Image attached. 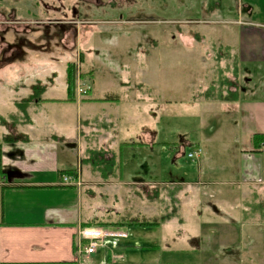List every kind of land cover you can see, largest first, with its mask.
Instances as JSON below:
<instances>
[{
    "label": "rangeland",
    "instance_id": "1",
    "mask_svg": "<svg viewBox=\"0 0 264 264\" xmlns=\"http://www.w3.org/2000/svg\"><path fill=\"white\" fill-rule=\"evenodd\" d=\"M245 4L259 10L253 20L264 25V0H0V64H6L1 69L6 79L4 87H9L8 111L26 114L13 103L29 93L26 81L14 90L15 84L10 82L13 75L23 71L49 77L43 95L61 96L65 93L66 64L73 61L81 87L90 84L86 70L91 69L95 80L92 92L110 85L123 100L119 104L122 117L126 106L135 102L127 109L135 110L140 105V112L145 109V114L134 123L144 120L157 129L151 149H122L124 167L128 165L129 172H122L121 179L116 172L119 182L148 183L85 188L83 205L88 211L90 207L94 210L88 218L94 223L135 217L156 219L159 225H120L118 229L126 239L106 240L105 248L83 255L80 264H108L106 252L111 245L117 246L113 250L116 255H123L118 261L126 263L138 259L156 264H223L228 257L226 264H264V200L244 211L242 217L246 219L241 225L203 226L199 231L198 220L221 219V198L215 189H192L186 183L197 180L193 175L201 160L206 167L207 161L216 157V169H220L227 157L226 117L219 106L233 100L224 90L232 92L236 88L237 97L264 99L258 95L264 93L258 90L253 94L255 88L264 87V65L250 74V68L239 66L237 61V33L246 20L247 14L241 10ZM246 77H252L255 84L247 82ZM39 91L38 86L31 94L37 97ZM138 93L145 99L137 101ZM221 95L229 100H222ZM206 99L212 100L220 112H206L203 117L201 101ZM0 121L8 119L1 117ZM196 141L201 143L200 157H188L196 149ZM61 153L64 158L65 151ZM103 164L97 163L99 167ZM189 190L192 194L187 193ZM96 207L99 214L95 216ZM256 217L261 225L252 229L261 231L258 236L247 233L252 225L245 224L255 223ZM227 228L232 233L229 238L221 233ZM188 229L195 230L197 236L190 239ZM239 229L241 234L236 236ZM126 249L135 251H128L127 256ZM135 252L142 256L135 257Z\"/></svg>",
    "mask_w": 264,
    "mask_h": 264
},
{
    "label": "crops",
    "instance_id": "2",
    "mask_svg": "<svg viewBox=\"0 0 264 264\" xmlns=\"http://www.w3.org/2000/svg\"><path fill=\"white\" fill-rule=\"evenodd\" d=\"M241 10L247 16L237 33V61L239 66L250 68V74L257 73L264 65V25L253 20V17L259 14L258 9L245 4ZM3 66L6 64H0V118L8 121H0V264H80L79 260L83 255L77 252V231L82 223L89 221L88 218L95 213L92 207L90 211L85 209L83 200L86 198L83 189H106L114 184L119 186L148 183L137 180L119 182L116 172L120 179L122 172L123 174L129 172L128 165L124 167L125 153L122 149L131 150L137 146L143 148L147 146L150 149L153 147L157 134L156 126L144 120L134 123L140 120V114H145L144 106L140 112L141 106L138 105L135 108L137 113H134L132 107L127 109L129 104L134 107L135 102L126 106L125 116L122 117L119 104L123 100L110 85L92 92L95 80L94 71L91 69L86 70L92 71L88 78L92 85L90 92L86 96L75 95L73 101L65 100L66 83L64 95H43L51 81L49 77L34 76L23 71L19 75H13L10 82L15 84V88L12 86L14 90L23 87V81H26L29 93L20 99V102L18 100L13 103L16 108L25 109L26 114L8 111L7 108L10 107L6 104L9 103L6 97L9 87H4L6 79L2 77L5 75L1 69ZM236 76L238 77V74ZM64 80L66 81V68ZM33 81L36 83L33 84ZM246 81L255 84L252 77H246ZM39 84H42V87ZM38 86L41 94L35 97L31 92L37 90ZM138 87L140 89V85ZM255 89L253 94L257 90L264 93V87ZM108 95L115 96L116 100L99 101ZM138 97L137 101H141L144 95L138 93ZM227 103L219 106L222 107L220 112L212 100L201 101L203 117L206 112H220L226 117L224 121L227 126L225 136L227 157L220 163L222 166L220 169H216L218 163V160H214L216 157L207 161L206 167L202 164L204 160H201L197 166V173L193 175V179L197 180L191 179L190 182H186L192 189H215L221 198L219 199L221 219L217 222L198 220L199 231L203 226L211 228L218 225L229 228L233 223L238 225L246 219L242 217L244 211L256 208L257 201L264 200V146L254 149L252 145V135L264 133V99L242 95ZM148 110L151 112V107ZM228 115H233L234 118L231 119ZM45 117L52 118V121L47 118L46 120ZM236 138L238 140L235 146ZM130 142L146 144L126 145ZM209 142L205 143L211 145ZM200 144L199 141L194 144L199 151L196 158L200 157ZM89 150L99 151L103 155L99 156V160L112 162L114 165L110 166V171L106 170L101 174L90 163L84 162L83 159L88 158ZM62 151H65L64 158ZM117 167L122 169L117 170ZM129 167L133 169L132 165ZM64 170L76 173L77 182L67 186L61 185L60 171ZM192 192L193 190H189L187 193ZM96 213L95 216L99 214L98 207ZM257 218L255 223H245L252 225L247 233H254L257 236L261 234L260 230L252 229L261 225ZM115 222L116 220L103 222L102 226L120 230L118 229L120 225H115ZM228 228L221 231L227 238L232 236ZM238 232L236 236L241 234V229ZM186 233L191 236L190 239L197 236L193 229H188ZM124 246L129 247L127 244ZM116 247L115 245L107 247L106 257L109 262L111 261L108 264H156L137 262L138 259L129 263L120 262L118 260H121L123 255H116L113 252ZM128 251L135 250L126 249L127 256ZM228 253L225 252L224 255L228 256ZM134 255L137 258L142 256L136 252ZM227 259H223L222 263L226 264Z\"/></svg>",
    "mask_w": 264,
    "mask_h": 264
},
{
    "label": "trees",
    "instance_id": "3",
    "mask_svg": "<svg viewBox=\"0 0 264 264\" xmlns=\"http://www.w3.org/2000/svg\"><path fill=\"white\" fill-rule=\"evenodd\" d=\"M74 62H68L67 63V67H66V101H73L75 100V92H74V88L76 87V73H75V63ZM77 72V71H76ZM92 71L87 72L88 77L91 76ZM80 77V76H79ZM225 79H223L224 81ZM90 86L91 89V83L88 84ZM89 89V92H90ZM236 89V88H235ZM234 89V92H229V90H224V94H232V98L231 100H236L237 95H236V90ZM35 90V89H34ZM88 94V92L83 95L86 96ZM226 94V95H227ZM222 100L228 101L229 99L224 95H221L220 97ZM116 100L115 96H105L103 99H99V101H113ZM139 144H146V143H136V142H130L127 143L126 145H139ZM252 145L254 149H259L261 147L264 146V133H255L252 135ZM102 155L101 153H99V151H95V150H89L88 151V158L83 159L84 162L90 163V165L94 168H96L97 172H100L101 174H104V172L106 170L110 171L109 168L110 166H113L114 164L112 162H110L109 160H99L98 156ZM97 161H100V163H104L102 166H98L97 165ZM97 162V163H96ZM105 166V169L103 168ZM61 176L63 174H68V175H72V176H76V173H73L72 171L69 170H64V171H60ZM61 178V177H60ZM67 186V185H66ZM73 186V185H70ZM119 224V225H137L139 227H147V226H158L159 225V221L156 219H139V218H135V217H131V218H126V217H122L121 219H119L118 221H116L114 223ZM98 226H102V223H94L92 222V219H89V221L82 223L81 227H98ZM104 227V226H102ZM125 239V238H123ZM146 248H149L147 246H143Z\"/></svg>",
    "mask_w": 264,
    "mask_h": 264
},
{
    "label": "built area",
    "instance_id": "4",
    "mask_svg": "<svg viewBox=\"0 0 264 264\" xmlns=\"http://www.w3.org/2000/svg\"><path fill=\"white\" fill-rule=\"evenodd\" d=\"M76 92L79 96L85 95L90 86L88 84H78L79 80V70L76 69ZM198 149H194L188 154V157L193 155H198ZM61 185H68L76 183L77 180L75 176L63 174L60 178ZM126 238V234L120 230H114L109 227H80L77 231V252L82 255H90L94 253L98 248L104 246L106 240H117ZM116 259V258H113Z\"/></svg>",
    "mask_w": 264,
    "mask_h": 264
}]
</instances>
